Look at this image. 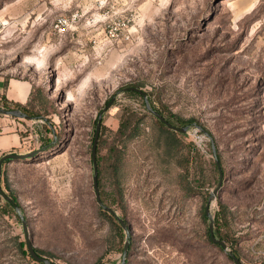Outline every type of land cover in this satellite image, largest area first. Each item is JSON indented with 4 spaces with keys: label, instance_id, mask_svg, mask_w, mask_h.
I'll return each instance as SVG.
<instances>
[{
    "label": "rangeland",
    "instance_id": "rangeland-1",
    "mask_svg": "<svg viewBox=\"0 0 264 264\" xmlns=\"http://www.w3.org/2000/svg\"><path fill=\"white\" fill-rule=\"evenodd\" d=\"M61 17L69 27L57 33ZM10 79L31 84L27 104L40 118L0 114V157L46 148L5 162L0 185L44 257L121 264L128 239L124 264H230L206 241L201 218L218 182L208 138L193 125L174 135L160 128L141 96L118 93L136 85L166 115L211 134L222 183L210 213L221 203L222 231L242 261L264 262V0H0L2 108ZM113 96L98 184L128 226L123 242L98 212L90 157L98 113ZM124 119L138 123L135 136L132 124L118 134ZM187 183L199 186L194 197ZM20 242L15 211H0V264H39Z\"/></svg>",
    "mask_w": 264,
    "mask_h": 264
},
{
    "label": "trees",
    "instance_id": "trees-1",
    "mask_svg": "<svg viewBox=\"0 0 264 264\" xmlns=\"http://www.w3.org/2000/svg\"><path fill=\"white\" fill-rule=\"evenodd\" d=\"M126 87H133V88H138L140 89L138 86L136 85H128ZM126 87H122L121 89L123 88H126ZM120 89V90H121ZM125 94L127 95H130V96H138L140 97V95H138L136 92L134 91H127V92H124ZM32 94V92H30L29 96ZM28 96V98H29ZM27 98V101H29V99ZM27 101L24 103V104H20V103H13V102H7V101H4V108L3 109H6V110H19L21 111L22 113L26 114L28 117H30L31 119H38L40 118V115H37V113H32V110L29 108L28 104H27ZM109 101V100H108ZM108 101L106 102V104L108 103ZM150 103V106L152 107V109L154 111H156L159 115H161L169 124H171L172 126L176 127V128H184L186 126H190L192 124H194V120L193 119H188V120H181L173 115H166L163 111H161L160 109L156 108L151 101H149ZM105 104V105H106ZM2 108V107H1ZM102 110V109H101ZM100 110V111H101ZM99 114V113H98ZM134 114H132L133 116ZM152 117V116H151ZM158 124V126L162 129H164L166 132L174 135L175 134V131H172L170 129H168L167 127L164 126V124H162L159 120H157L155 117H152ZM96 124V122H95ZM132 122L131 121H128L126 119H124L120 124H119V127L117 129V132L120 136L124 135L126 133V131L129 130L130 126ZM138 124V123H137ZM135 124L133 125V127H131L130 129V133H129V136L128 138H131L133 136L136 135L137 133V128H138V125ZM104 127L102 125V119H101V126H100V130H99V136H98V142H97V147H96V164H97V173L98 175H100L99 173V163L101 161L100 157H99V148H100V139H101V136H102V131H103ZM94 132H95V126H94ZM211 135V134H210ZM92 142H93V138H92ZM215 149H216V146H215ZM217 156V159H218V162L220 164V159H219V156L216 154ZM90 157H91V152H90ZM11 161L10 159H7L5 160L2 165L5 163V162H9ZM214 168L216 169L217 171V175H218V170H217V167H216V164L214 162ZM3 171H2V168H1V175H2ZM97 183H98V178H97ZM1 187V185H0ZM199 186L196 184V185H193L190 187V184L187 183L186 185V195L190 196V197H194L195 195H197V190H198ZM98 190H99V195H100V199L102 201V203L111 208V206L104 200V197H103V192H102V188L101 186L98 184ZM2 191V189H1ZM3 192V191H2ZM4 193V192H3ZM7 197L10 198V200L12 201V203H14L15 205H17L20 209V205L19 203L17 202V199L16 197L12 194V193H4ZM210 195V193H209ZM209 195L205 198L204 197V202H205V205H204V208L202 210V213H201V218H202V221L204 223V225L208 222L206 216H205V206H206V203H207V200L209 198ZM1 193H0V199L2 198L1 197ZM3 201V205L0 206V211L2 214H5V213H13L14 212V209H13V206L7 202L5 199H2ZM97 203V202H96ZM218 207H219V210L212 216L213 217V233H214V236L216 239L222 241L229 249L230 251L232 252V254L240 261L241 264H245L242 259L240 258L238 252H237V249H236V243H237V240L228 232H224L222 231V228L223 226L225 225L224 222H225V219H226V216L224 215V211L226 210V208L221 204V203H218ZM97 209H98V212L100 213V215H102L106 220H108L115 228L116 230V234L118 236V239L120 242H123V239H124V233H123V229L121 228L120 224L116 221V219L110 215L108 212H106L105 210H103L97 203ZM113 210V208H111ZM114 211V210H113ZM115 212V211H114ZM122 219V218H121ZM124 221V223L126 224L125 220L122 219ZM127 226V224H126ZM128 228V226H127ZM204 235H205V238H206V241L208 242L209 245H211L212 247L216 248L218 251L222 252V248L218 245V244H215L211 241L210 237H209V230H208V223L205 225V232H204ZM18 246H19V249L22 253V255L24 256H27L29 257L32 261L36 262L35 260H33L28 251L24 250L25 248V243L23 242H20L18 243ZM123 247H124V244L122 246V248L120 249L121 252L123 253ZM35 253L37 256L39 257H42V258H45L47 259L46 257L43 256V254H41L37 249H35L33 247ZM129 252V248L126 252V254ZM226 259L230 262V264H234L233 261L228 257L226 256ZM49 260V259H48ZM51 261V260H50ZM52 262V261H51ZM39 263V262H37ZM125 263V258H124V261H123V264ZM39 264H43V263H39ZM260 264H264V262L260 263Z\"/></svg>",
    "mask_w": 264,
    "mask_h": 264
},
{
    "label": "water",
    "instance_id": "water-1",
    "mask_svg": "<svg viewBox=\"0 0 264 264\" xmlns=\"http://www.w3.org/2000/svg\"><path fill=\"white\" fill-rule=\"evenodd\" d=\"M127 91H134L136 92L138 95H140L143 98L144 101V106L146 111L152 115L153 117H155L157 120H159L162 124H164L165 127H167L168 129L175 131V132H180V133H184L187 129L188 126L184 127V128H176L174 126H172L171 124H169L161 115H159L156 111H154L152 109V107L150 106V103L148 101V98L146 96V94L138 88H133V87H126L123 88L121 90L118 91V93H124ZM115 100V96L111 97V99L108 101V103L102 108V110L99 112L97 119H96V124H95V132H94V136H93V142H92V146H91V163H92V181H93V190H94V194H95V199L96 202L98 203V205L105 210L106 212H108L110 215H112L116 221L120 224L121 228L123 229V231L126 234V237H128V228L126 226V224L124 223V221L116 215V213L109 207L105 206L101 199H100V195H99V190H98V183H97V178H98V173H97V164H96V147H97V142H98V136H99V130H100V126H101V119H102V115L104 112L107 111V109L112 105V103ZM0 114L3 115H7L13 118H18V119H25V120H30L31 118L28 117L26 114L22 113L19 110H6L0 107ZM195 128L199 129L209 140L210 143V147H211V151L214 157V162L216 164L217 170H218V182H217V188L210 193L209 198L207 200L206 206H205V216L208 220V230H209V237L211 239V241L215 244H218L222 250L226 253V255L233 261L234 264H241L240 261L232 254V252L227 248V246L220 240L216 239L213 233V217L210 213V203L212 200H214L216 198V193L217 190L219 189V187L221 186L222 183V170L220 167V164L218 162L217 156H216V149H215V144L213 141L212 136L210 135V133H208L207 131H205L204 129H202L201 127L197 126L195 123L192 124ZM56 138H54L55 140ZM53 140V142H54ZM52 142V143H53ZM46 146L42 147L39 150H35L32 151L26 155H12V154H6L3 155L2 157H0V178H1V168H2V163L7 160H13V159H27V158H31L35 155H37L38 153L42 152V149H45ZM0 193L3 197V199H5L7 202H9L12 206L13 209L16 213V215L18 216V218L20 219L21 225H22V230L23 233L25 235V244H26V249L30 255V257L35 260L36 262L39 263H43V264H55L53 262H51L48 259L39 257L36 255L33 246L31 244V242L28 239V233H27V226H26V221L24 219V217L22 216L20 209L17 205H15L14 203H12V201L10 200L9 197H7L2 191H1V187H0ZM128 245H129V241L128 239H126L125 243H124V247H123V253H122V263L124 261L127 249H128ZM121 263V264H122Z\"/></svg>",
    "mask_w": 264,
    "mask_h": 264
},
{
    "label": "crops",
    "instance_id": "crops-1",
    "mask_svg": "<svg viewBox=\"0 0 264 264\" xmlns=\"http://www.w3.org/2000/svg\"><path fill=\"white\" fill-rule=\"evenodd\" d=\"M30 89L31 84L20 80L10 79L4 92L5 98L9 102L24 104L27 101Z\"/></svg>",
    "mask_w": 264,
    "mask_h": 264
},
{
    "label": "built area",
    "instance_id": "built-area-1",
    "mask_svg": "<svg viewBox=\"0 0 264 264\" xmlns=\"http://www.w3.org/2000/svg\"><path fill=\"white\" fill-rule=\"evenodd\" d=\"M54 27H55L57 33H62L65 30H67L68 27H69L68 20L63 18V17H61V18L57 19V21L55 22Z\"/></svg>",
    "mask_w": 264,
    "mask_h": 264
}]
</instances>
